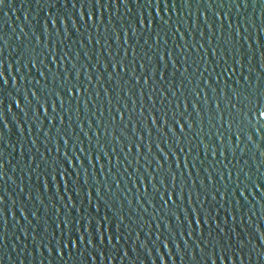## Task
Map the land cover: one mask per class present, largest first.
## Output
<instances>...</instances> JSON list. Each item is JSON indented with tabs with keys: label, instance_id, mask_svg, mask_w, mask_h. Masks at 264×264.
I'll return each instance as SVG.
<instances>
[{
	"label": "water",
	"instance_id": "water-1",
	"mask_svg": "<svg viewBox=\"0 0 264 264\" xmlns=\"http://www.w3.org/2000/svg\"><path fill=\"white\" fill-rule=\"evenodd\" d=\"M0 264H264V0H0Z\"/></svg>",
	"mask_w": 264,
	"mask_h": 264
}]
</instances>
